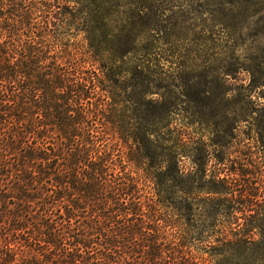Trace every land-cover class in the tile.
I'll return each mask as SVG.
<instances>
[{
    "label": "trees",
    "instance_id": "16d2710c",
    "mask_svg": "<svg viewBox=\"0 0 264 264\" xmlns=\"http://www.w3.org/2000/svg\"><path fill=\"white\" fill-rule=\"evenodd\" d=\"M155 10L0 0V264H264L263 240L205 237L174 199L185 138L157 142Z\"/></svg>",
    "mask_w": 264,
    "mask_h": 264
},
{
    "label": "rangeland",
    "instance_id": "374dc122",
    "mask_svg": "<svg viewBox=\"0 0 264 264\" xmlns=\"http://www.w3.org/2000/svg\"><path fill=\"white\" fill-rule=\"evenodd\" d=\"M147 1L159 30L153 99L171 112L169 134L157 142L178 131L185 138L175 148L187 194L175 188L174 199H185L188 222L205 237L218 228L230 237L234 227L264 241V0H233L230 12L219 5L225 0ZM171 29L178 34L166 40Z\"/></svg>",
    "mask_w": 264,
    "mask_h": 264
}]
</instances>
